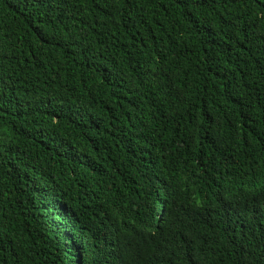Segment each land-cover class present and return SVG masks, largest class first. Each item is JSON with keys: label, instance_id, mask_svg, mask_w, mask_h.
<instances>
[{"label": "trees", "instance_id": "16d2710c", "mask_svg": "<svg viewBox=\"0 0 264 264\" xmlns=\"http://www.w3.org/2000/svg\"><path fill=\"white\" fill-rule=\"evenodd\" d=\"M0 264H264V0H0Z\"/></svg>", "mask_w": 264, "mask_h": 264}]
</instances>
